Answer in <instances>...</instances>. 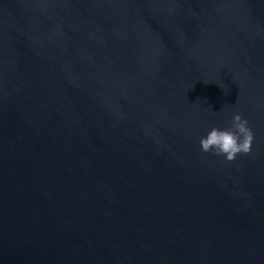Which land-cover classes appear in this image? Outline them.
I'll list each match as a JSON object with an SVG mask.
<instances>
[{
	"label": "water",
	"instance_id": "95a60500",
	"mask_svg": "<svg viewBox=\"0 0 264 264\" xmlns=\"http://www.w3.org/2000/svg\"><path fill=\"white\" fill-rule=\"evenodd\" d=\"M0 264H264V0H0Z\"/></svg>",
	"mask_w": 264,
	"mask_h": 264
},
{
	"label": "clouds",
	"instance_id": "9594fccd",
	"mask_svg": "<svg viewBox=\"0 0 264 264\" xmlns=\"http://www.w3.org/2000/svg\"><path fill=\"white\" fill-rule=\"evenodd\" d=\"M231 126L221 129L213 127L200 138V148L204 153L223 156L231 162L238 155H248L252 151L254 133L249 121L236 112L230 121Z\"/></svg>",
	"mask_w": 264,
	"mask_h": 264
}]
</instances>
